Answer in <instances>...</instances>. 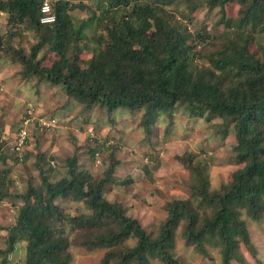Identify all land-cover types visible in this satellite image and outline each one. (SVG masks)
Listing matches in <instances>:
<instances>
[{
	"label": "trees",
	"instance_id": "trees-1",
	"mask_svg": "<svg viewBox=\"0 0 264 264\" xmlns=\"http://www.w3.org/2000/svg\"><path fill=\"white\" fill-rule=\"evenodd\" d=\"M78 1L0 0V11L14 25L36 35L28 54L11 44L4 50L21 66L22 78L60 85L84 109L105 110L109 121L118 109L142 111L144 130L155 122V113L171 115L178 107L189 117L218 118L224 134L233 133L232 151L241 168L219 190H211L206 167L187 164L190 196L165 205L166 218L155 236L105 199L115 160L99 179L78 171L75 157L67 161L66 175L54 183L40 169V183L28 185L24 193L12 195L0 188V201H20L6 248L0 250L2 264L18 242L25 244L24 264H70L71 246L105 249L99 264H185L172 253L178 227L187 246L205 257L214 249L220 264L236 260L238 245L255 254L241 217L264 219V0H200L189 6V13L202 5L219 9L220 23L236 30L203 56L208 64L203 67L193 66L196 47L167 11L176 0H98V13ZM45 2L55 17L52 25L38 22ZM231 3L239 6L232 24L223 13ZM76 10H87L89 18L75 20ZM88 30H94L93 37ZM85 40L92 45L91 57L81 66ZM255 40L259 42L253 53L249 47ZM46 46L48 66L43 65L46 58L39 57ZM58 200L81 203L89 213L70 216Z\"/></svg>",
	"mask_w": 264,
	"mask_h": 264
},
{
	"label": "rangeland",
	"instance_id": "rangeland-1",
	"mask_svg": "<svg viewBox=\"0 0 264 264\" xmlns=\"http://www.w3.org/2000/svg\"><path fill=\"white\" fill-rule=\"evenodd\" d=\"M97 1L82 0V3L90 12L98 13L95 8ZM199 2L176 0L167 8L172 19L182 23V28L191 37V44L196 47L195 67L208 66L203 56L216 50L226 35L234 36L236 32L234 27L220 23L219 9L210 10L202 5L189 13V8ZM238 10L239 6L235 3L226 5L223 12L225 20L232 24ZM90 12L76 10L72 15L78 21L88 19ZM86 32L93 37L94 30ZM10 34L15 35L8 40ZM36 42L32 30H26L24 25H14L7 14L0 11L2 190L15 195L24 193L28 185L37 186L40 183V169L54 183L66 175L65 166L72 157L77 159L78 171L90 173L94 179H99L113 159L117 165L113 183L105 186V199L114 203L115 208L125 215L137 219L148 234L155 236L166 218L165 205L174 200H186L190 196L192 178L187 164L200 163L206 167L211 190H219L241 168L232 151L233 133L229 130L224 134L222 120L218 118L207 121L205 118L189 117L178 107L171 115L167 111L155 113V122L144 130L140 126L142 111L118 109L109 121L105 110L100 107L84 109L68 97L60 85L36 78L23 79L21 66L4 50L7 44H11L28 54ZM258 42L255 40L250 45L251 52H257ZM82 44L84 51L79 53L81 66L91 57L88 50L92 47L87 40ZM39 57L46 58V61L42 60L44 66L49 65L47 46L41 49ZM25 119L29 120L28 140L23 152L24 161L19 162L16 161L13 146ZM51 162L54 164L51 165ZM57 203L70 216L89 213L81 203L67 200H58ZM19 204L16 198L0 201V250L6 248L8 229L14 224ZM241 218L246 223L255 254L248 253L238 245V256L231 264H264V219L257 222L245 215ZM181 230L178 227L174 234L172 253L175 258L185 264H220L214 249H208L209 256L205 257L196 253L192 246H187L181 238ZM128 244L133 245V242L129 241ZM24 247L25 244L16 243L6 264H24ZM69 251L70 264H99L106 252L105 249L86 250L78 246H71ZM150 264L161 263L153 260Z\"/></svg>",
	"mask_w": 264,
	"mask_h": 264
},
{
	"label": "built area",
	"instance_id": "built-area-1",
	"mask_svg": "<svg viewBox=\"0 0 264 264\" xmlns=\"http://www.w3.org/2000/svg\"><path fill=\"white\" fill-rule=\"evenodd\" d=\"M39 21L42 25L53 24L55 21V17L52 15V11L50 9V6L46 2L41 7V15L39 17ZM28 124H29V120L25 119L23 121V124H22L20 131L18 132V134L16 136V140H15V143L13 146V151L16 154L19 162H23V152H24L25 146L27 144V140H28L27 139V137H28ZM42 124L44 125L43 122H42ZM53 164L54 163L51 162V165H53Z\"/></svg>",
	"mask_w": 264,
	"mask_h": 264
},
{
	"label": "bare ground",
	"instance_id": "bare-ground-1",
	"mask_svg": "<svg viewBox=\"0 0 264 264\" xmlns=\"http://www.w3.org/2000/svg\"><path fill=\"white\" fill-rule=\"evenodd\" d=\"M49 23V22H48Z\"/></svg>",
	"mask_w": 264,
	"mask_h": 264
}]
</instances>
